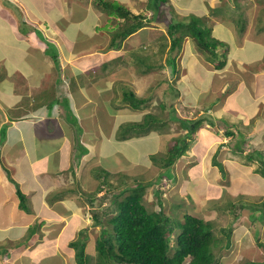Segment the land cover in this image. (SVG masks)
I'll return each mask as SVG.
<instances>
[{
    "label": "crops",
    "instance_id": "obj_1",
    "mask_svg": "<svg viewBox=\"0 0 264 264\" xmlns=\"http://www.w3.org/2000/svg\"><path fill=\"white\" fill-rule=\"evenodd\" d=\"M126 1L130 6H147L139 13L127 6L133 14L142 16L144 24L117 47L114 45L115 38L119 41L116 31L131 28L135 19L110 15L95 6L93 0H0V248L27 240L12 252H4L6 258L0 254L6 260L10 254L14 256L9 260L26 262L31 260L30 256L39 259L44 255L58 260L65 254L74 258L69 243L81 229L80 218H83L79 214L86 206H93L90 210L93 218V209H96L92 202L86 204L84 198L93 192L94 200L101 201L106 186L114 183L119 175L136 182V175L142 172L159 171L158 177L152 179L151 174L147 181L150 182L147 188L158 185L154 193L159 203V185L163 179L169 181L163 160L176 137L186 132L173 116L181 118L184 110L188 113L196 110V117L206 110L219 126L220 119L225 118L234 131L235 127L250 122L247 133L251 137L264 134V64L253 66L262 59L264 45L257 43V33L246 32L248 24L237 38L234 23L220 15L224 4L233 5L238 0H188L187 5L180 4L184 14L194 12L207 17L213 24L215 38L225 39L232 50L227 54L226 65L215 68L202 56L192 37L184 39L186 46L182 51L187 52L186 57L178 55L180 47L171 49L169 37L167 49L174 53L180 67L178 64L173 67L164 59L159 64L164 70L158 74L153 92L147 89V84L141 86L139 77L148 68L142 66L141 71L138 64L147 61L150 45L156 48L155 42L149 39L156 40L166 7L163 2L160 9L157 4L148 7L147 0H137L136 4L133 0ZM169 1L177 3V0L165 3ZM218 45V51L226 50V45ZM138 46L146 56L132 51ZM122 57L139 58L138 73L137 66L134 71L133 64L120 62ZM157 60L154 56L153 66ZM115 63L118 68H109ZM179 68L183 70L178 71ZM208 77L212 79L209 82L204 79ZM116 81L120 85H115ZM210 88L220 92L215 95L222 101L217 111L221 109L231 120L228 116L215 115L216 106L212 105L216 101L199 110ZM127 92H133L141 102H130L125 98ZM250 126L254 129L250 130ZM207 129L210 137L202 151L197 147L199 132L204 129L197 132L189 155L178 158L186 165L196 161L197 178L188 181L193 190L195 180H206L210 146L219 141V127L215 132ZM238 131L243 132L249 145L251 137L242 128L235 133ZM227 137L232 140L231 135ZM261 138L255 139L259 146L247 153L264 155V135ZM193 150L197 152L196 157L191 156ZM156 154L160 155L159 164L153 160ZM96 172L101 176H96ZM156 178L161 181L153 183ZM215 189L196 191V203L208 202L210 195L217 193ZM18 190L24 195L27 210L21 207ZM174 198L170 195L167 202ZM36 223L43 234L38 236L36 230L29 235L30 227ZM30 247L34 248L27 251Z\"/></svg>",
    "mask_w": 264,
    "mask_h": 264
},
{
    "label": "rangeland",
    "instance_id": "obj_2",
    "mask_svg": "<svg viewBox=\"0 0 264 264\" xmlns=\"http://www.w3.org/2000/svg\"><path fill=\"white\" fill-rule=\"evenodd\" d=\"M93 1L97 4L95 6L99 8H103L104 10H106V13L115 16L116 12L109 13V11L112 10L111 8H109L110 6H103V4L100 3V0H93ZM108 1L113 2L114 7L117 8L116 10H118L120 4H122L125 6L132 7V10L135 13H139L140 11L144 10L145 7H147L145 5L143 6L131 5L130 6L129 2H127L126 0H108ZM133 1H134V4H136L137 0H133ZM138 1H141V0H138ZM238 1H236V3H234L233 5L224 4L223 7L220 9L222 11V13L220 14L221 17L223 19L227 18V20H230L232 23H234L235 32L237 33V36H238L237 38H239L240 33L243 32V29L246 28L247 24L250 25L249 27H251L253 25L256 26V23H259V25L257 26L258 28L256 27V28L248 29L249 28L248 27L246 32L248 31L250 32L252 30L253 33L255 34L257 33V37H256L257 39L255 38L257 40V43L264 45V31L262 28V26H264V0H243V1L238 0ZM161 2H163L164 7H166L164 11L162 10L163 13H162L161 20H160L161 27L157 31L156 40L154 41L152 39H149V42L151 43L155 42L156 48H153V46L150 45V49L148 50H151V52L147 53L148 55V58H146L147 61L138 64V66L141 67V71H143L142 66H147L148 68L147 71L139 77V81L141 82V86L143 87L147 84V89L150 91L153 90L154 84L157 82L158 74L163 72L164 70V69L162 70L161 68H159V64H163L165 62L164 59L166 60L168 58L170 59V60L168 59L169 60L168 62L166 61L167 64H169L172 60H174L173 59L174 53L170 50V48L167 49V46L170 44L169 37L173 39L174 35H176L177 32H181V30L178 31L179 30L178 29L177 31L173 32V36H170V33H168V30L173 25H175L176 27L179 26V24L177 23H182V22L189 23V21L192 20L193 17H203L202 15H198L194 12H188L184 14V12L182 11L183 9L180 4L182 3L184 5H187L188 0H177V3L173 1H169L165 3L163 0H158V2L157 0H147V5L148 7H152V6L155 7V5L157 4L158 6H160V9H162L163 3ZM149 14L150 13H148V15ZM170 18L172 20L171 22H169ZM202 19L204 20V18ZM117 22L118 20L115 21L114 23H117ZM118 24L121 25L122 23L119 21ZM206 25L208 26V28L211 29V36L216 37L213 34L214 32L213 24L211 22H208L207 20ZM113 29L114 28H112L111 30L113 31ZM115 30L117 29H114V31ZM185 37H190V36L186 35ZM184 39L180 43L181 52L180 53L178 52V55L179 56L182 55L183 57H186L187 52L185 50L182 51V47L186 46V41H185L186 39L185 40ZM258 39L259 41L261 40L262 42H259ZM219 40L223 41L224 43L223 42L222 43L226 45V54L223 55L222 58L223 59L227 58V54L228 52H231L232 48L225 39L218 38V41ZM160 48H164V49L161 50ZM219 48L223 49V46H220ZM132 51L135 53H138L137 55L139 56H146L145 54H143L144 51L142 50L140 46L134 47ZM217 51H218V48H217ZM200 52L201 54H203L202 56H204L208 62L214 64L212 60L213 56H209L206 51L200 50ZM218 52L220 55L224 53V51H221V52L218 51ZM111 55H109L108 57L112 58ZM154 56L158 57V60L154 61L156 66H153L151 63ZM138 59L139 58L137 57L135 59H133L132 57L130 60H128L122 57L120 62L124 61L126 65L133 64L134 71H135ZM149 62L151 65L149 64ZM174 62L178 64L180 67V63H177L176 60H174ZM111 63H114V62H111ZM261 64H264V55L262 59L260 60L258 59L257 62L253 64V66L258 67ZM138 66L136 69V73H138L139 71ZM114 67L118 68L119 66L117 63L109 66V68H114ZM181 70L183 69L182 68L178 69V71H181ZM204 79L207 82L212 80L211 77L204 78ZM196 81L198 82V80ZM220 82L221 81H218L217 83H220ZM115 85H120V82L117 83L116 81ZM210 90H211L210 93L205 95L206 98L204 99L206 101L205 103L201 104L199 110L203 111V109H205L208 103H211L212 101H216V104L212 105V106H216L214 107L215 111H213L214 113H216L215 115L216 116L224 115L226 117L228 116L227 118L230 119V116L226 115L224 111H222L221 109L217 111L216 109L222 103L221 98L217 100V96H215L217 94L219 95L220 92L219 91L215 92L213 88H210ZM219 90L222 91V89H219ZM200 103L201 102H198L197 104H200ZM195 111L192 110V113H193L192 114L191 112L188 113L186 112V110H184L182 112L183 116L181 117H184V118H194L195 117L196 118V115H194ZM205 111L206 110H204L203 112H200V114L204 113L203 115L207 116L208 114H206ZM200 114L199 116H201ZM214 121L215 123L212 124L210 123V121L207 120L206 121L207 125L205 122L204 125L199 129V131L204 129L199 132L201 137L199 140V145L197 147L199 148V152H201L203 144L210 137V135L206 133V131L208 130L207 128L215 132L217 131V126L219 127L218 132H217L219 134L218 136L219 141L215 142L214 144H212V146H210L211 148L207 156L206 163L208 164L209 171L206 174V177H205L206 180L201 179L202 181H199V182L195 180L196 186L193 185L194 186V190H193L192 185L188 186V181L190 179L197 178L198 170L196 166V161L191 160V163L186 165V164H182V161L180 160L178 161L177 159L172 165H168L166 167L164 166L163 168V170H166L168 173L169 181L168 179H163V183H162L160 178L158 179L156 178L153 183L161 181V184L159 185V187L160 189L164 191L163 195L165 197H163L164 198L163 203H164L165 211L170 213V215L174 219L183 220V215L185 213H191L199 217H202L207 221H211L214 234L217 238V245L214 248V252L219 257L218 264H251V262H259L261 264H264V207L261 205L264 200V183H263L264 176L261 172H258L256 170L258 166L260 165L258 160L257 159L249 160L246 156V154H248L247 152H249L251 148H254L255 146L256 147L259 146V144L255 142L257 141L255 139H258V137L261 138L262 135L264 134L256 133L255 135L256 138L251 137V135L247 133L248 132L247 127H249L250 122L247 125H243V127H235L236 130H239V128H242L246 132L247 137H251L250 143L249 145H245V148L247 149L243 153L235 152L232 149V143L234 141L233 140L230 141V138L227 137V135L225 134V130H224L225 129L224 125H227V123L229 124V122H227L226 120L224 122L221 119L220 121L221 126H219L217 120L214 119ZM262 121L263 120H261L260 122ZM260 122L256 124L258 125ZM250 127H251L250 130L252 128L254 129V127L252 126ZM182 137L183 135L176 137L175 141L172 143V147L176 144L177 141H181L183 139ZM195 141H196V138H194L191 141L189 149L193 146V144L196 143ZM219 144H220V147H219ZM224 147H228V148H224ZM189 149L186 152L187 155H189L188 154ZM262 150L264 151V149ZM196 153L197 152L194 151L191 154V156L196 157ZM214 157H216V159H218V161L221 162V164L223 165V168L225 169V173H222L220 168L214 164L213 162ZM153 160H154V163L159 164L160 155L158 154L154 155ZM192 165H194L193 167H195V171H194L195 174L192 172V169H191ZM151 174H153V176L151 177L153 179L154 177L159 176V171L142 172L136 175L137 177L136 182L126 179L125 175H119V178L114 179V183H109L106 186L105 198L103 197L102 198L103 200L101 199V201L98 198H96L95 200L96 202L94 203V206L96 207V209H99V210L106 209L108 206L112 205V200L114 197L115 198L118 197V199H120L129 193V191L126 193L124 192L120 196V192L122 191L123 188H125V186L127 185H130V186L137 185L138 186L139 183L147 184L146 182L148 181V178L150 177ZM134 177L135 176H132V178ZM207 181L209 182L210 186L216 187L215 192L217 193L215 195H210L208 202L197 204L194 199L196 191L201 190L200 191L201 193L202 190L203 191L206 190L205 192H207V189L215 188V187H210ZM198 185H200V187H197ZM157 187L158 185L156 184H154L151 187H148L146 190V194L144 196V201L146 203V206L150 210L159 209L158 205H160V203H158L157 197L154 193ZM208 192H210V190H208ZM93 195H94L93 192H89L87 193L86 198L93 199L94 198L92 197ZM170 195H174L175 198L171 199L168 203L167 200L170 199ZM177 195H180V196H177ZM86 198H84V202L86 204L91 203V200H88ZM253 204H255L256 206H253L252 208L251 205ZM243 205H245V207H243ZM91 208H93V206L91 207L86 206L83 212L79 214L80 217L83 218V219L80 218V220L82 221L80 223V220H79V223H80L81 229L88 228L87 225H89L88 234H89L90 239L87 240V253L94 255L92 253L96 252L95 251L96 238H98L102 226L92 224L93 218L90 212V210H92ZM107 218H108V215L103 217V220L105 221V225L109 223ZM39 226L40 225L38 223L36 227L38 236L40 233L43 234L44 232L43 229H40ZM106 226L111 229V224L106 225ZM224 228L227 230L230 228L232 229L230 247H225V244L227 242V237L223 231ZM178 232L179 230H176L174 233L171 234V245L172 246H174L177 242L176 238H177ZM78 236H79V232L77 234V237ZM23 242L26 243L27 240L25 239L20 240L16 242L14 245L10 244V247L9 246L4 247V248L1 247L0 250L4 249L1 252V255H3L2 253L5 252L6 249L9 253L12 252V249H16V247H18ZM35 245L36 244L34 243V246ZM32 248L34 247H30L27 251H30ZM71 250H74V249L72 248ZM3 256L0 257V264H4V263L8 264V262L11 261L9 259H12L14 255L10 254L7 260L4 259ZM25 257L28 258L29 255H26ZM30 259L31 260L28 259L27 262L26 260L25 261L19 260V261H11L10 263L11 264H77L75 262V259L72 256H68L65 254L61 256L60 259L58 260H56L54 257L45 258L44 255L40 256L39 259H32L30 256ZM94 260H95V257L93 261ZM188 260L189 258L186 259L184 264H187Z\"/></svg>",
    "mask_w": 264,
    "mask_h": 264
},
{
    "label": "trees",
    "instance_id": "obj_3",
    "mask_svg": "<svg viewBox=\"0 0 264 264\" xmlns=\"http://www.w3.org/2000/svg\"><path fill=\"white\" fill-rule=\"evenodd\" d=\"M164 2L168 0H163ZM158 2V0H157ZM103 6H110L112 10L109 13H115L117 17H124L134 22L131 28L126 27L124 30L116 31V38L114 42L117 47L122 45L123 40L132 33L135 29L142 27L144 20L140 14H133L131 9L125 5L120 4L119 9L114 7L113 2L108 0H100ZM118 11V12H117ZM204 18V20L202 19ZM207 17H193L189 23H177L179 26H171L168 30L170 36H173V32H177L172 39L171 49L175 50L180 47L181 41L186 35H189L194 39L197 46L206 51L209 56H213L215 68H223L228 59L221 58V55L217 51L218 44L222 43L215 37L211 36V29L206 25ZM223 44V43H222ZM226 54L224 50L223 55ZM169 59V58H168ZM167 59V62L170 60ZM176 60V56L173 57ZM142 60V59H141ZM172 60L170 63L176 64ZM125 98L130 102L137 104L141 102V98H138L133 92H127ZM212 116H199L196 118H180L173 116V119L179 122V126L186 129L181 141H177L176 144L169 150L168 156L163 160V167L172 165L179 157L186 154L190 147L191 141L195 138L199 129L204 125L206 120L214 124ZM225 122V118H221ZM220 119V121H221ZM227 121V120H226ZM228 122V121H227ZM226 122V123H227ZM145 123V122H144ZM225 134L231 135L232 149L235 152L243 153L245 151L246 139L241 131L235 133L228 123L225 125ZM181 143V144H180ZM249 160H253V157L260 163L256 169L264 176V155L258 154V156L252 155V153L246 154ZM154 159V156H153ZM213 162L217 165L222 173H225V169L216 157ZM96 176H101L98 172ZM147 184L139 183L138 186L125 187L120 192L127 195L118 199L113 198L112 205L108 206L104 210L93 209V222L94 225H101V231L96 238L95 253H87V240L89 239L88 228H83L79 231V236L71 240L69 246L74 249V259L77 264H184L186 259L189 258L187 264H218L219 257L214 252V248L217 245V238L214 234L211 221H207L202 217L195 214L185 213L183 220L174 219L170 213L165 211L163 198L161 196V189H158L159 194V209L150 210L144 203L145 190L150 182ZM21 199V207L28 209L25 204L24 195L18 190ZM106 196V194H104ZM104 196V198H105ZM103 197H101L102 199ZM94 204V198L90 199ZM103 200V199H102ZM246 205V204H245ZM243 205V207H245ZM264 207V200L261 204ZM247 206V205H246ZM256 206L255 204L251 205ZM108 215V224H111V229L105 225L103 217ZM38 223L32 225L29 229V235L36 231ZM176 230H179L177 234V242L174 246L171 245V234ZM227 242L225 247L231 245L232 229H223ZM4 250V249H3ZM3 250H0V254ZM7 251V250H6ZM5 251V252H6ZM4 253V252H3ZM2 253V254H3ZM95 257V260L93 261ZM8 264H11L8 262ZM251 264H261L259 262H251Z\"/></svg>",
    "mask_w": 264,
    "mask_h": 264
},
{
    "label": "bare ground",
    "instance_id": "obj_4",
    "mask_svg": "<svg viewBox=\"0 0 264 264\" xmlns=\"http://www.w3.org/2000/svg\"><path fill=\"white\" fill-rule=\"evenodd\" d=\"M86 219V218H85ZM177 234V233H176Z\"/></svg>",
    "mask_w": 264,
    "mask_h": 264
}]
</instances>
